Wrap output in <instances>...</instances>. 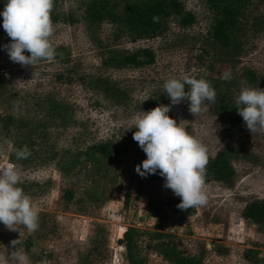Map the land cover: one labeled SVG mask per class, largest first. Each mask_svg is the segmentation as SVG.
Returning <instances> with one entry per match:
<instances>
[{"label": "rangeland", "instance_id": "obj_1", "mask_svg": "<svg viewBox=\"0 0 264 264\" xmlns=\"http://www.w3.org/2000/svg\"><path fill=\"white\" fill-rule=\"evenodd\" d=\"M152 1L53 0L52 60L22 66L1 49L0 117L8 126L0 128V168L15 167L39 217L31 234L0 224V253L17 239L31 264H264V231L242 219L247 202L264 199V132L230 125L239 91L264 89V0H244L230 49L209 37L216 0H178L193 16L189 27L171 21L157 38L130 36L118 14ZM10 40L0 27V45ZM226 69L231 79L220 78ZM185 75L215 90V101L195 114L186 100L172 105L162 88ZM158 105H169L167 115L206 147L207 158L231 155L232 183L203 184L206 203L189 207L190 216L173 204L180 198L161 176L134 170L146 156L132 139L133 118ZM104 142L112 152L100 157L93 147ZM24 145L30 154L18 159Z\"/></svg>", "mask_w": 264, "mask_h": 264}, {"label": "clouds", "instance_id": "obj_2", "mask_svg": "<svg viewBox=\"0 0 264 264\" xmlns=\"http://www.w3.org/2000/svg\"><path fill=\"white\" fill-rule=\"evenodd\" d=\"M52 6L53 0H4L0 27L11 40L0 45V49L6 50L11 61L22 66H34L38 61H50L55 57L50 41L54 30L50 19ZM220 78L231 79L230 69L223 71ZM185 85L188 86L187 91ZM162 88L172 105L188 101V110L192 114L198 113L205 101H215V90L203 78L187 75L180 79L169 78L163 82ZM234 103L250 132H264V89L242 88ZM169 110V105H158L148 111L140 110L134 116L133 128L136 130L132 139L146 156L134 170L141 177L149 174L161 176L163 186L180 198L177 207L184 210L206 203L203 191L206 147L190 136L180 126L181 122L177 124L170 118L167 115ZM29 154L27 145L15 149L18 159ZM18 183L19 174L12 164L0 168V224L16 232L18 226H23L31 234L38 227L39 208ZM18 243L17 239L9 242L13 250L7 255L0 253V264H31L28 255L16 247Z\"/></svg>", "mask_w": 264, "mask_h": 264}, {"label": "trees", "instance_id": "obj_3", "mask_svg": "<svg viewBox=\"0 0 264 264\" xmlns=\"http://www.w3.org/2000/svg\"><path fill=\"white\" fill-rule=\"evenodd\" d=\"M210 5L214 7L216 17L210 28L209 37L224 49L233 48L236 33L241 26L240 19L245 6L244 0H216L215 3H210ZM92 14L96 16L98 10L94 9ZM118 16V20L129 30L130 36L144 39H153L161 36L168 29L171 21H174L182 28L189 27L193 23V16L184 9L178 0H154L141 12L134 13L127 10L119 13ZM141 52L148 62H153L154 56L151 50L143 49ZM24 54L28 55L27 52ZM135 55L138 58L139 51ZM45 61L41 60L37 63ZM132 62H134V58ZM246 75H249V73L247 72ZM235 108L236 105L234 106V114L230 120V125L236 130H241L245 124ZM2 126L7 127L8 122L6 118L0 117V128ZM93 150L100 157H107L112 152L111 145L105 142L96 144ZM230 156L227 150H222L217 152L214 157L207 158L204 184L218 182L230 185L232 183L235 170ZM178 203L175 201L173 204L181 211L177 207ZM185 212L186 216H190L193 213V209L189 208ZM149 213L151 216L157 217V212L152 211V209L149 210ZM242 219L257 229L264 231V199L253 198L247 202L242 211ZM124 239L126 242L123 246L129 251L131 239L129 230L124 233ZM177 261V264H197L193 258H181L177 259Z\"/></svg>", "mask_w": 264, "mask_h": 264}]
</instances>
